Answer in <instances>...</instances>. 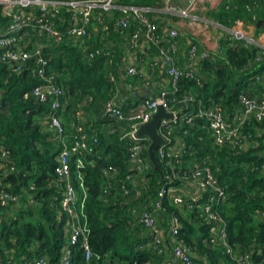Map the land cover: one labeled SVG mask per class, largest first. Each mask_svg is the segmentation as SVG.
<instances>
[{
    "label": "trees",
    "instance_id": "16d2710c",
    "mask_svg": "<svg viewBox=\"0 0 264 264\" xmlns=\"http://www.w3.org/2000/svg\"><path fill=\"white\" fill-rule=\"evenodd\" d=\"M119 2L138 6L157 4V0ZM62 11L61 16L67 18L66 12ZM206 15L224 27H231L237 20L256 25V17L264 20V0H223L213 9L208 7ZM8 20L0 6V28ZM55 22L59 29H63L57 18ZM256 29L264 32L263 26ZM131 31L132 27L120 34L111 28L107 36L96 34L83 43L68 38L55 41L38 34L36 29L31 31L30 46L44 44L43 52L49 58L48 69L56 74L57 82L64 91L60 98L61 108L57 111L64 129L63 143L49 127L47 115L50 102H38L31 94L32 88L40 83L32 71L34 63L28 62L21 71L15 72L9 64L0 61L2 98L9 104L7 114L0 110V162L7 170H0V186L9 194L19 196L17 202L0 205L2 261L24 264L40 256H45L50 263L58 260L66 236L65 220L58 213L63 185L56 181L55 167L58 152L64 143L71 142L79 120L85 132L97 135L99 157L95 156L94 167L86 166L84 170L88 192V240L92 255L86 261L84 251L77 245L73 249L71 264H162L168 260L166 255L171 253L172 240L166 236L160 255L149 246L152 241L150 236L131 215L134 207H149L154 201L166 181L163 175L170 172L167 161H162L156 153L159 160L155 169L148 149L145 150L143 155L150 163L144 175L146 182L137 198L123 202L120 180L132 164L127 149L128 140L122 139L121 135L128 127V121L119 120L105 111L106 103L116 94L120 101L119 109L124 115L129 114L142 99L157 95L156 88L151 94L135 90L138 82L146 79L141 76V70L148 73L149 65L145 63V60H151L148 55L142 57L143 62L139 63L135 75L125 76L121 69L120 58L128 55V47H124L123 42ZM183 40L182 37L178 39L179 43ZM85 43L87 47L101 51L110 47L107 50L112 61L105 54L88 57L87 51H84ZM152 50L155 51V47ZM153 53L150 52V56ZM258 54L261 59L256 61ZM186 63L187 56L184 54L179 57L178 64L184 66ZM197 75L198 80L188 77L177 80L176 99L192 95L194 101L187 102L190 110L198 104L203 107L218 104L231 121L240 108L238 97L242 91L251 92L253 96L264 92V53L253 44L246 45L242 39H221L219 49L212 51L210 57L202 62ZM155 81L156 87L172 88L168 80ZM176 108L185 111L182 102L177 103ZM205 123V119L197 117L193 126L184 127L186 135L181 129L174 134L184 143L180 166L186 169L200 163L210 168L217 184L224 189V199L218 209L226 221L228 243L234 252H249L255 262H260L264 260V222L259 217V211L264 210V120L258 122L251 118L244 126V131L251 135L249 146L238 151L228 144L215 143L210 130L202 127ZM256 128L261 129L259 133H256ZM2 151L8 152L4 158ZM109 166L117 170L115 175L103 173V169ZM104 188L108 194H103ZM209 197L216 200V194L207 191L199 202ZM188 204L185 201L182 207H177L165 197L161 216L165 223L170 215L179 216V236L194 253L192 264H234L223 253L222 245L204 242L209 234L208 225L199 209L189 208Z\"/></svg>",
    "mask_w": 264,
    "mask_h": 264
},
{
    "label": "built area",
    "instance_id": "2783aa9c",
    "mask_svg": "<svg viewBox=\"0 0 264 264\" xmlns=\"http://www.w3.org/2000/svg\"><path fill=\"white\" fill-rule=\"evenodd\" d=\"M221 1L223 0H157L155 5L138 6L121 4L119 0H0L2 13L9 18L7 24L0 28V61L9 64L15 72L21 71L28 62L34 63L32 71L38 76L40 83L32 88L31 94L38 102H50V112L47 115L49 127L55 131L54 136L62 140V143L64 129L57 111L61 108L60 98L64 91L57 82L56 74L48 69L49 58L43 52L44 44L34 43L30 46L33 29L55 41L68 38L83 43L96 34L107 36L111 28L123 34L126 29L132 27L128 39L123 42V46L128 47V55L120 58L124 75H135L139 63L143 62L142 57L148 55L151 60H145L149 65L146 80L164 79L171 83V90L154 85L152 90L156 88L157 95L142 99L127 115L119 109L120 101L118 102L117 94L106 103L105 111L119 120L128 121V127L121 135L122 139L128 140L127 149L132 164L120 180L123 202L139 196L146 182L144 175L150 168V163L146 160L148 157L143 153L148 149L151 140L146 135H137L139 127L150 121L158 107L172 113L171 118L160 120L158 133L163 142L155 151V155L157 153L162 161H167L170 172L163 175L166 181L159 188L158 195L151 205L145 207L140 204L138 208L131 209V215L150 236L152 241L149 242V246L160 255L163 253L166 236L172 240L171 261L176 264H192L194 253L179 236L181 228L179 216L170 215L167 223L162 218L165 197L177 207H182L184 202L188 201L189 208H198L208 225L209 234L204 242L222 245L223 253L227 254L234 264H264V260L255 262L249 252H234L227 240L226 221L218 209L220 201L224 199L223 187L217 184L210 168L203 164L194 163L186 169L180 166L184 143L174 137L180 129L182 134L186 135L187 130L184 127L193 126L195 118L200 117L205 119L206 123L202 127L210 130L215 143L228 144L237 151L245 150L249 146L251 135L244 131V126L251 118L258 122L264 120V92L259 96L249 97L251 92L242 91L238 97L240 108L232 116L231 121L218 104L208 107L198 104L194 110H190L187 102L194 101L192 95H184L178 100L174 96L177 80L181 77L199 78L198 69H201L202 62L210 57L212 51L219 49L221 39L229 41L242 39L246 45L253 44L264 53L263 37L261 34L256 36L252 31L250 33L245 31L246 23L237 20L231 27H224L206 15L208 7L213 9ZM62 10L66 12L67 18L61 16ZM55 18L63 29L58 28ZM213 27L221 30L214 31L211 29ZM180 37L184 39L181 43L178 41ZM190 37L198 42H194ZM204 39L208 43H203ZM181 44L184 48L180 46ZM153 47L155 51L152 50ZM105 48L101 51L95 47H87L86 43L84 45V51H87L90 58L100 54L110 57V51L107 50L110 47ZM150 52H154L152 56ZM181 53L187 56V63L184 66L178 64ZM260 59L261 56L256 55L255 60ZM111 79L113 80L112 76ZM151 92L147 88V93ZM180 102L184 103L185 111L176 108V104ZM76 115L79 117L78 113ZM260 130L256 128V133ZM93 135L84 131L79 120L75 125L71 142L64 143L57 154L55 176L57 183L63 185L58 213L65 220L66 236L58 260L50 263L45 256H40L24 264H71L73 249L77 245L84 251L86 261L92 255L88 240L90 233L86 215L88 192L84 182V170L86 166L94 167L95 156L99 157L96 148L98 138L96 134ZM7 154V151L1 152L3 158ZM0 170L7 171L1 162ZM116 172L112 166L103 169V173L108 176H113ZM177 178L180 179L178 183ZM192 187H196L195 194L186 190ZM207 191L215 193L216 200L212 196L200 203L199 200ZM103 194H108L106 188L103 189ZM18 199L19 196L9 194L0 186V205H7ZM259 217L264 222V210L259 211ZM0 264H10V261L4 262L0 259Z\"/></svg>",
    "mask_w": 264,
    "mask_h": 264
},
{
    "label": "water",
    "instance_id": "95a60500",
    "mask_svg": "<svg viewBox=\"0 0 264 264\" xmlns=\"http://www.w3.org/2000/svg\"><path fill=\"white\" fill-rule=\"evenodd\" d=\"M257 26H263L264 27V20L257 21ZM4 94V90L0 88V110L3 112V114H7L8 109V102H6L2 96ZM249 97L252 96L251 93L248 95ZM172 113L166 111L162 107H158L157 111L152 115L150 121L147 123L142 124L139 127V130L137 132V135H146L150 138L151 142L148 147V155L149 159L154 165V168L156 169L158 167V159L155 155V151L158 148V146L163 142L162 137L158 133V125L160 123V120L163 118H171Z\"/></svg>",
    "mask_w": 264,
    "mask_h": 264
},
{
    "label": "crops",
    "instance_id": "0c3cea01",
    "mask_svg": "<svg viewBox=\"0 0 264 264\" xmlns=\"http://www.w3.org/2000/svg\"><path fill=\"white\" fill-rule=\"evenodd\" d=\"M181 26H182V24H181ZM181 30H183V29H181ZM246 30L248 33H250L251 32V26H247ZM203 43H208V41L204 39ZM180 46L182 48H184L182 46V44ZM211 46H213V45L211 44ZM181 57H183L182 53L180 54V58ZM141 74H142L141 76L144 78L148 75V73L144 69L141 70ZM155 83H156V81H154L152 79L151 80L144 79V81L142 83L138 82L139 85L137 86V88L135 90L147 91V88H148L150 91H152V88L154 87ZM186 190L189 191L190 193H193V194H195V192L197 191L196 187H192V188H188V189L186 188ZM166 257H168V260H164L162 264H168L169 262H171V264H176V263H172V261H171L172 260L171 253L167 252Z\"/></svg>",
    "mask_w": 264,
    "mask_h": 264
},
{
    "label": "rangeland",
    "instance_id": "374dc122",
    "mask_svg": "<svg viewBox=\"0 0 264 264\" xmlns=\"http://www.w3.org/2000/svg\"><path fill=\"white\" fill-rule=\"evenodd\" d=\"M255 17H253V19H254ZM255 20H256V25L255 24H252V23H249L248 24V22H246V21H243V20H238V22H241V23H246V25L245 26H249V25H251V31L252 32H254V33H256V36L257 35H260L261 34V36L263 37V39H264V32L263 31H258L256 28H257V21H259V20H263V19H259V18H255ZM243 25V24H242ZM244 26V25H243ZM259 27V26H258ZM211 29H213L214 31H215V29L217 30V29H220V28H215V27H213V28H211ZM221 30V29H220ZM245 31H246V29H245ZM17 202V201H16Z\"/></svg>",
    "mask_w": 264,
    "mask_h": 264
}]
</instances>
